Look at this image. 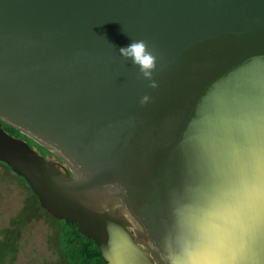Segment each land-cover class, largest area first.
I'll return each mask as SVG.
<instances>
[{
    "label": "water",
    "instance_id": "1",
    "mask_svg": "<svg viewBox=\"0 0 264 264\" xmlns=\"http://www.w3.org/2000/svg\"><path fill=\"white\" fill-rule=\"evenodd\" d=\"M262 143L264 0H0V162L106 264H264Z\"/></svg>",
    "mask_w": 264,
    "mask_h": 264
},
{
    "label": "trees",
    "instance_id": "2",
    "mask_svg": "<svg viewBox=\"0 0 264 264\" xmlns=\"http://www.w3.org/2000/svg\"><path fill=\"white\" fill-rule=\"evenodd\" d=\"M2 127L11 136L27 142L30 147L35 148L40 154L44 155L47 152L19 131L5 124H2ZM0 164L12 172L5 164L1 162ZM12 173L16 178L22 180L23 188L28 191L23 209L16 215L17 218L12 221H21L18 226L22 227L23 225L26 227L32 219L45 218L46 220L50 218L52 220L50 224L51 234L48 236L49 250L54 257L52 264H106L93 240L79 234L74 224L59 221L49 215V213L41 208L38 198L34 195L26 181L14 172ZM8 233L7 231L0 238V264H4L7 256H13L18 249L16 239L20 237V233L18 231L12 235Z\"/></svg>",
    "mask_w": 264,
    "mask_h": 264
},
{
    "label": "rangeland",
    "instance_id": "3",
    "mask_svg": "<svg viewBox=\"0 0 264 264\" xmlns=\"http://www.w3.org/2000/svg\"><path fill=\"white\" fill-rule=\"evenodd\" d=\"M27 195L22 180L0 164V238L7 231L11 235L16 231L20 233L16 239L17 252L8 255L4 264H52L54 257L48 242L52 220L32 219L26 227L18 226L21 221H12L23 209Z\"/></svg>",
    "mask_w": 264,
    "mask_h": 264
},
{
    "label": "snow or ice",
    "instance_id": "4",
    "mask_svg": "<svg viewBox=\"0 0 264 264\" xmlns=\"http://www.w3.org/2000/svg\"><path fill=\"white\" fill-rule=\"evenodd\" d=\"M247 211L259 216L264 226V143L251 154L249 180L246 188Z\"/></svg>",
    "mask_w": 264,
    "mask_h": 264
},
{
    "label": "clouds",
    "instance_id": "5",
    "mask_svg": "<svg viewBox=\"0 0 264 264\" xmlns=\"http://www.w3.org/2000/svg\"><path fill=\"white\" fill-rule=\"evenodd\" d=\"M121 57L130 60L138 69L140 75L149 81V86L155 88L156 81L153 79V72L156 68L157 55L154 50H149L144 40H132L127 45L118 49ZM150 100V96L144 95L140 98V104H146Z\"/></svg>",
    "mask_w": 264,
    "mask_h": 264
},
{
    "label": "flooded vegetation",
    "instance_id": "6",
    "mask_svg": "<svg viewBox=\"0 0 264 264\" xmlns=\"http://www.w3.org/2000/svg\"><path fill=\"white\" fill-rule=\"evenodd\" d=\"M43 156H45V157H47L49 159H52V160H54V161H56L58 163H61L56 157H53L52 154H50L48 152H45V154Z\"/></svg>",
    "mask_w": 264,
    "mask_h": 264
}]
</instances>
